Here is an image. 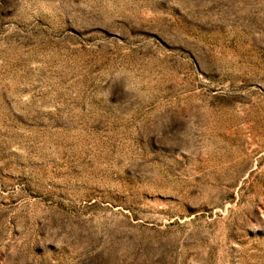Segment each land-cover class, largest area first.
<instances>
[{"label": "rangeland", "instance_id": "rangeland-1", "mask_svg": "<svg viewBox=\"0 0 264 264\" xmlns=\"http://www.w3.org/2000/svg\"><path fill=\"white\" fill-rule=\"evenodd\" d=\"M0 264H264V0H0Z\"/></svg>", "mask_w": 264, "mask_h": 264}]
</instances>
